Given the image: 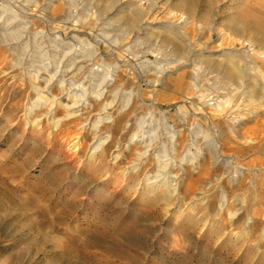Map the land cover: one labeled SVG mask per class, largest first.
Here are the masks:
<instances>
[{"label": "rangeland", "instance_id": "obj_1", "mask_svg": "<svg viewBox=\"0 0 264 264\" xmlns=\"http://www.w3.org/2000/svg\"><path fill=\"white\" fill-rule=\"evenodd\" d=\"M12 1L0 0L14 10L18 8L16 13L22 12L19 0ZM56 1L50 9L56 13V22L50 25L54 29L46 24L38 27L46 34L61 30L86 54L94 50L102 53L99 64L111 71L119 65L122 75L115 99L123 112L130 110V106L125 107L127 98H133L130 105H137L140 94L145 104L139 107V113L148 114L156 105L167 125L181 131L182 137L179 134L178 146L173 149L165 130H160L145 168L155 175L160 170L157 161L164 156L174 169L168 167L167 175L178 176L180 192L164 197L160 191L141 188L144 175L125 178V168L134 159L137 147L130 140L133 117L128 129L115 134L110 152L100 164L87 161L92 131L79 135L81 130L72 126L65 140L62 135L53 138L48 133L49 121L43 117L39 119L45 121H41L43 124L35 120L39 112L29 120L23 117V110L38 99L37 93L32 91L28 74L17 65L22 53L17 57L0 45V264H97L98 258L103 264H264V10L256 0ZM30 2L23 10L36 11L38 6ZM38 2L44 5L46 0ZM132 2L140 8L138 18L133 7H125ZM61 9L68 18L61 15ZM184 11L196 23L182 36L194 41L192 46L176 41L160 27ZM247 34L256 36L255 46L243 41L249 38ZM229 46L249 52L251 79H227L222 59L209 52ZM175 55L185 57L184 65L175 63ZM157 57L170 65L164 76H156L153 68L143 66V61L154 62ZM152 82L157 86L152 87ZM215 100H221L222 107L206 103ZM212 124L221 146L217 155L208 151ZM74 139L80 140V146L69 144ZM111 152L119 155L118 163H112ZM52 155L54 162L50 161ZM241 169H245V177L239 175ZM81 171L88 175L84 187L72 189L69 185L63 190L67 178ZM95 184H106L107 191L94 213L84 202L87 189ZM73 219L86 230L61 242L58 230L68 227L61 221ZM163 223L169 225V232L161 236Z\"/></svg>", "mask_w": 264, "mask_h": 264}, {"label": "bare ground", "instance_id": "obj_2", "mask_svg": "<svg viewBox=\"0 0 264 264\" xmlns=\"http://www.w3.org/2000/svg\"><path fill=\"white\" fill-rule=\"evenodd\" d=\"M10 1H11V3L13 2L12 0H10ZM30 1H32V0H19V2H20L19 7L22 6V7H20L21 8L20 10H22V12H20V13H16V10L18 8L16 10H14L13 7L9 5V3L5 4V3L0 2V45L7 46V48L12 52V54L16 55L17 57L19 55L18 54L19 52L22 53L23 57L21 58L19 56L20 58H17V59H20V60L18 61V64H17V62H16V64L22 67V69L25 71L24 73L28 74V77H29V80L31 83L32 91L34 90L37 93L36 97H38V99L35 102H33L34 104L32 103L31 107L25 108L23 110V113H22L23 117L25 116V118L29 120L30 115H32V114L35 115V113L39 112V113H37V115H35V117L34 116L33 117L39 123L42 121V120H39V119H41L40 117H43L44 119L46 118L47 119L46 122L49 121L50 126H49V130H48L49 132L48 133L53 138L54 137L56 138V137L62 135V137L64 136L63 138L65 140V138H66L65 135H68L70 133V130H71L70 128H72V126L81 130V132H78V133H80L79 135H81L82 133L84 135L85 134L88 135L87 132L92 131L93 132L92 134H94L93 135L94 138H91V139H93V142L90 143L89 146H87L88 150L87 149H86L87 151L85 150L87 152V155H86L87 161H89V162L95 161V162H99V164H100V162L105 160L107 153L109 154L110 148H111L110 142L115 137V134L118 132L121 133V131H125L126 129H128L130 117H133L134 128L132 130V134L130 133L131 134L130 140H131L132 145L135 144V146L137 145V147H136L135 153L133 151H131L134 154L130 153V155L131 154L134 155V159L125 168V171H124L125 178L131 176L132 174L135 176L144 175V178L142 180L144 186L140 183L141 186H143L141 188H144V189H147V190L153 191V192L160 191V192L164 193V197H165V194H166V196H170V195L172 196L173 193L176 194V192H180V191H178V188L176 186L178 183V176L174 175V174H173L174 176L167 175L168 172H170L169 170H171L173 168L170 169V165H169L170 162L167 163V160L164 156H162V158L158 159V161H157V163H158L157 168L160 167V170L155 175L148 174L147 171L145 170V168L149 164V161H150L149 159H150L151 153L153 151L152 150V144L154 143L155 140H157L158 134H160V130L161 129H163V131L165 130L163 133L165 134V132H166L167 137L169 138V140H171V146L173 147V149H176L178 146V142H179L178 136H179V134L181 135V131L176 130V129H172L170 126L167 125L166 119L164 120V113L156 105L151 106V108L148 111V114L139 113L140 112L139 107L144 108L143 106L145 104L144 99H142V97L140 98V96H139L140 94L137 95L138 99L141 100L140 103L137 104L139 106H137L135 102H134L135 105H133V104L130 105L133 98L131 99V97H129V98H127V102L125 104V107L130 106L129 107L130 110H128L127 112H123L122 105L118 104L116 102V99H115L119 95V91H120L118 82H120V80H121L122 73H121V75L119 73L121 71V67L119 65H116L113 69L111 68L112 69V71H111L109 69L110 67L108 68L104 64H99V60H102L104 58L102 53H99L98 51L94 50V51H91V54H86L83 47H80V46L78 47L75 44L71 43L62 34L63 32H61V30L59 31L58 28H57L58 29L57 31H55L56 29L51 30L52 33L46 34V32L44 30H42L43 28L40 29V27H42L40 24H46L49 26L50 25L54 26V23L56 22V18H55L56 13L50 11L51 6L54 4V0H46L44 5H40V4L38 5V3H39L38 0H33V2H35V5L38 6L37 10L34 9L36 11L31 12L28 7H27L28 11H25L26 9L23 10V8H26V6H29V4L26 2H30ZM147 1H150V0H147ZM22 2H24V3H22ZM25 3L28 5H26ZM66 4H68V3H66ZM256 4L264 10V0H256ZM14 6H17L16 2H15ZM127 6L133 7L135 9V12H134L135 18L140 17V8L137 4L132 2V3H128L125 5L126 8H127ZM31 7L32 6H30V9H31ZM125 7H124V9H125ZM147 11H149V10H147ZM77 12H79V11H77ZM60 13H61V15L63 14V16H66L68 18V13L65 12V10L61 9ZM150 14H152V13H150ZM60 18H62V17H60ZM174 18L175 19L173 21H170L168 23L162 22L160 27L166 28L168 30V33L173 38H175V40L177 39L176 41L179 40L181 43H183L185 45H191V46L194 45V43H195L194 41H187V40H185L187 38L184 37V39H183V37H182L183 33H185V31H188L191 27H193L196 24L192 21L191 15H189L188 13H186V11H184V12L180 13L179 16H178V14H177V16L174 15ZM144 19L145 18H143V20ZM146 19H148V18H146ZM171 20H172V18H171ZM197 23L199 24V21ZM198 24H197V26H198ZM38 25H40V27H38ZM62 25H63V23H62ZM146 25H149V23L147 22ZM50 27H48V28H50ZM198 27H199V29H201L200 25ZM198 27H197V29H198ZM52 29H54V28H52ZM64 29H63V31H64ZM68 30H69V28H68ZM129 30L131 31V29H129ZM129 30H128V33L130 32ZM101 31H102V29L100 28V32ZM219 31H221V30H219ZM102 32H101V34L103 35ZM106 32H108V31H106ZM106 35H108V34H106ZM252 36L254 37L255 35H251V37ZM248 37H249V35H248ZM251 37H249V38L245 37L246 39H243V41L245 40V42L248 43L250 46H255V44H256L255 41H258V39L256 38V36L254 37V39H256V40H254L253 37L252 38ZM111 38L109 40L110 41L109 44H111V45H109V46H112L111 42H113V41H111ZM137 38H139V37H137ZM112 39L114 40L115 38L113 37ZM76 40L78 42H80V44H81L82 40H80L79 38H77ZM117 40H119V38H117ZM86 41H88V40H86ZM106 41H108V40H106ZM259 41H261V40H259ZM262 43H264V40H262ZM262 43L260 42V44H262ZM32 45H33V47H30ZM83 45H84V42H83ZM193 48H195V47H193ZM209 52L211 55H216L222 59V61L224 62V64H222V65L226 66L225 69L227 70L228 76H227V74H224V75H225V77H227V79L239 80L240 82L241 81L243 82V79L247 78V76L250 75V74L248 75V73L250 71V65L251 64H248L247 62L251 61V60H248V56H249L248 51H242L241 49H237L235 47L229 46L228 48H224V49L219 50V51H211L210 50ZM214 52H217V53H214ZM255 54H257V53H255ZM177 56H179V55H177ZM175 57H176V55H175ZM159 58L160 57H157V59H159ZM176 58L177 59L175 60V63L178 62L179 64L184 65V58H185L184 56H180V57H176ZM197 58H196V60H197ZM201 58H203V57H200V59ZM241 60L244 63H242ZM164 61H166V59ZM165 63H168V62H165ZM250 63H252V62H250ZM173 64H174V62H173ZM96 65H98V66H96ZM143 66L145 68H147L148 70H151L153 68L155 71V74H157L156 76H159V77L164 76L165 74H167V72L170 71L169 69H167L170 66L169 63L164 64L160 59L157 61H154V62L143 61ZM145 68L143 69V67H142V69L144 71H146ZM218 74H220V73H218ZM22 76H23V74H22ZM250 77L251 76H249V78ZM221 78L223 79V75ZM220 79L217 82H221ZM253 79H255V78L253 77ZM248 81H251V80L248 79ZM155 85H156V83L152 82L151 86L154 87ZM236 88H238V87H236ZM121 90H123V88H121ZM32 91H30V92H32ZM109 98H110V101H109ZM111 98H112V100H111ZM124 101H126V100H124ZM135 101H137V100H135ZM206 101H209V100H206ZM206 103L209 105L215 106L217 108L222 107L221 100H215V102H206ZM126 109H128V108H126ZM42 122H41V124H43ZM132 123H131V125H132ZM32 126H34V125H32ZM211 130H212L211 142L209 144L207 143L208 144V151L213 155H217L218 153H221V146H220V141L217 139V129H216L215 124L211 125ZM75 131H76V129H75ZM130 134H129V136H130ZM37 135H39V133ZM49 135H47V137ZM71 135H72V133H71ZM62 137H61V139H62ZM181 137H182V135H181ZM76 139H78V138H76ZM73 141H75V139ZM81 142H82V140H81ZM69 144L70 145L73 144L75 147H77L78 145L80 146L81 143H80V140H76L75 142L69 143ZM126 148H129V147H126ZM132 149L133 148L131 147L130 150H132ZM75 151H76V149H75ZM80 152H82V151L80 150ZM110 155L112 157L111 158L112 163L113 164L118 163L119 155L112 153V152ZM84 157H85V155H84ZM171 158L173 159V157H171ZM192 161L194 162V160H192ZM174 162H175V160H174ZM192 164L194 165V163H192ZM168 167H169V170H168ZM167 170H168V172H166ZM244 171H245V169H243V170L241 169L239 175L245 177ZM155 172H156V170H155ZM262 173H263V171H262ZM177 174L179 175V173H177ZM259 174H260V172H259ZM260 176L262 177V175H260ZM254 177H255V174H254ZM256 178H257V176H256ZM258 179H259V177H258ZM139 180L141 181V179H139ZM182 181H184V180H182ZM260 185H259V187H261ZM160 192H157V194L158 193L160 194ZM168 199H169V197H168ZM221 203H222L221 204V208H222V206H224V200ZM256 205L257 204H255V206ZM246 213H247V211H246ZM248 215H250V214L248 213ZM250 218L251 217H249V219ZM249 231H251V229H249Z\"/></svg>", "mask_w": 264, "mask_h": 264}, {"label": "clouds", "instance_id": "obj_3", "mask_svg": "<svg viewBox=\"0 0 264 264\" xmlns=\"http://www.w3.org/2000/svg\"><path fill=\"white\" fill-rule=\"evenodd\" d=\"M50 161L51 162L55 161V155L50 156ZM48 175H49V178L53 177V173L50 167H48ZM87 178H88V175L86 171L74 173L72 176L67 178L66 182L62 185V189L68 190L69 185L73 186L72 189L83 188ZM87 191H88V199L84 203L85 205L87 204V205L92 206V209L95 213L97 203L100 200H102L106 194L107 185L106 184H95L91 186L90 188H88ZM81 212L84 213L83 207L81 208ZM131 212H132V208L129 207L128 213L131 214ZM83 219L85 220L88 219L86 213H84ZM61 223H67L68 225L66 230H58L59 240L64 243H66L67 238L78 237L82 231L86 230L82 228L80 222L75 219L67 220V221L62 220ZM160 229H161L160 235L161 236L166 235L169 232V225L167 223H163L160 225ZM53 242L56 243L57 241L54 240ZM97 264H103L102 258L97 259Z\"/></svg>", "mask_w": 264, "mask_h": 264}]
</instances>
